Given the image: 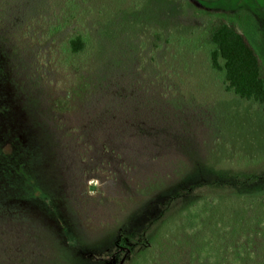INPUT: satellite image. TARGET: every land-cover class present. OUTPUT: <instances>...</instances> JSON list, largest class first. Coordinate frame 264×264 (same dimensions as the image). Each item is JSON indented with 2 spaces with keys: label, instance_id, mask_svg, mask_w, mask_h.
I'll use <instances>...</instances> for the list:
<instances>
[{
  "label": "rangeland",
  "instance_id": "1",
  "mask_svg": "<svg viewBox=\"0 0 264 264\" xmlns=\"http://www.w3.org/2000/svg\"><path fill=\"white\" fill-rule=\"evenodd\" d=\"M218 19L264 75V0H0V264H264V112Z\"/></svg>",
  "mask_w": 264,
  "mask_h": 264
},
{
  "label": "trees",
  "instance_id": "2",
  "mask_svg": "<svg viewBox=\"0 0 264 264\" xmlns=\"http://www.w3.org/2000/svg\"><path fill=\"white\" fill-rule=\"evenodd\" d=\"M206 46L214 72L223 76L225 91L245 101L257 103L264 112V75L258 54L238 29L224 19L216 20L207 35ZM71 55L88 50L82 35L68 46Z\"/></svg>",
  "mask_w": 264,
  "mask_h": 264
}]
</instances>
